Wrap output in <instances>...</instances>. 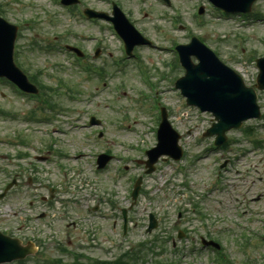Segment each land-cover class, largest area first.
<instances>
[{
	"label": "rangeland",
	"instance_id": "obj_1",
	"mask_svg": "<svg viewBox=\"0 0 264 264\" xmlns=\"http://www.w3.org/2000/svg\"><path fill=\"white\" fill-rule=\"evenodd\" d=\"M117 1L132 21L137 23L141 32L155 43V49H136L135 56L138 57L140 51V55L148 61L147 68L153 71L157 79H160L157 75L159 72L166 71L165 62L173 57L169 53L168 56L165 55L159 48L169 47L174 43H187L192 36H197L203 38L202 40L229 66L242 72L247 84H253L257 71L253 63L246 60H251L250 58L256 55H264L263 22L243 28L242 23L225 21L217 17L214 10L206 8L202 18L205 23L200 26L196 15L193 14L196 2L191 0H171L174 5L172 9L166 8L157 0ZM82 2L83 8L111 12L110 5L103 0ZM0 5L5 10L4 17L8 21L17 25L22 21L29 22L19 29L16 63L29 75L41 71L40 79L47 86L62 92L55 100L62 104L61 108L66 109L63 113L65 118L58 116L52 124L25 123L27 113L40 103L36 99L19 95L9 84L0 85V109L17 115L13 120L11 117L0 116V139L14 140L22 134L32 141L37 147V154L24 152L30 153V159L38 166V181L47 185H43L38 192L32 189L28 192L15 190L0 201V212L3 213L0 215V229L12 231L22 237L36 238L42 243L38 255L29 259L27 264H51L56 259L71 264L74 254L84 255L82 261L85 262L113 261L125 252H135L143 242L148 245L143 254L146 255V262L140 261L139 264H157L158 261L217 264L213 251L203 248L200 244V238L209 234L224 245L223 253L233 264H251V261L264 264L263 238L259 237L257 241L253 239L252 243L256 242V246L240 248L247 234L235 224L236 216L229 220L227 212H223L216 202L201 197L215 182L220 174L219 166L223 162L217 159V155L205 151L210 139H204L202 135L212 124L211 114H203L187 107L184 99L175 92L162 93V89H159L162 104L171 109V123L182 134L180 144L187 151V156L178 164L170 159L161 160L156 171L146 175L145 169L137 160L146 159L144 154L157 143L156 135L152 131L157 126L154 113L159 111L157 92L153 90L151 97L143 95V99L149 98L152 101L154 113L151 112L149 101H142L144 111L141 106V93L150 94L151 90L141 81L136 64L131 63L122 73L116 70L112 58H121L123 53L119 42L107 29L108 25L104 22L90 24L61 8L54 0H0ZM204 5L208 3L205 1ZM177 9L182 13L180 20H177L174 13ZM254 13L264 14V1L255 4ZM172 23H180V30H176ZM239 35L242 40H239ZM98 37H102V42L98 43ZM65 43L79 47L88 55L87 62L109 72L105 85L99 84L98 76L84 73L77 66L70 64L69 60L73 58L64 50L58 49ZM47 44H55L58 50L45 52L39 47ZM240 47L243 53L240 52ZM97 48H101L102 52L95 58ZM122 60L127 63L124 57ZM159 66L163 70L159 71ZM171 77L169 83L174 88L181 75L174 70ZM104 80L103 77L101 81ZM125 83L128 84L124 86ZM61 84L66 91L63 87L57 88V85ZM160 84L165 86V81ZM119 86H124V95L116 92ZM70 89L76 97L68 94ZM260 105L264 112V93ZM91 116L101 119V126L85 127L84 124ZM64 121L66 125H63ZM247 125L256 128L257 139L264 140V121L250 122ZM128 127H132L135 132H131ZM100 129L106 131L107 143L105 140L95 139ZM64 131L67 133L64 134ZM136 131L142 133L140 138ZM51 133L56 139L54 143L49 139ZM241 134L232 132L231 136L238 138ZM50 143L52 146L48 149ZM243 146L251 152L246 160L237 164L242 172L235 178H240L239 197L243 200L246 210L245 215L238 221L247 222L257 215L264 218V148L255 149L247 142ZM133 147H138V151ZM139 147H142L140 152L144 154L139 152ZM105 148L113 153L115 159L107 170L94 173L97 168L96 157L90 155L98 154ZM237 148L238 146L232 145L233 151ZM58 149L66 153L65 158L59 157ZM19 151L0 144L1 159H13ZM41 155L48 156L47 160L42 159ZM35 157L41 161H35ZM122 159L127 161V173L119 172V167H123L125 162ZM4 161L10 162L9 159ZM4 161H1L3 165ZM60 162L67 168L66 176H62L64 172L58 167ZM179 164L188 172L184 177L187 187L182 182V176L173 177ZM24 166H29L28 160ZM130 175L144 178L142 189H145L146 193L140 198L139 205L129 213L131 223L124 236L120 210L131 203ZM256 176L263 180H255ZM84 177V182H89L84 186L85 189H78ZM27 178L28 174L23 179ZM0 181L3 182H0L1 190L7 178L0 174ZM53 188L56 189V203L49 207L41 201L40 195L49 196ZM258 193H263V196L255 203L252 199ZM71 199L73 203L68 202ZM30 201H34V207L30 206ZM112 204L115 207H111ZM88 206L100 208L98 212L88 214ZM44 211L48 213V217L38 219V215ZM66 211L67 216L60 217ZM150 212L159 219V227L148 234L146 229ZM180 213L181 221L178 220ZM199 213L204 217L201 218ZM72 222H77L79 226H70ZM114 223H118L117 228H114ZM23 226L24 228L19 230ZM256 227L264 232V223H256ZM180 231L187 232L183 241H178L177 238ZM174 239L177 241L178 252L171 249ZM156 241L159 244L157 251L161 256L154 257L155 253H151L149 249L155 246ZM69 243L70 247L67 246ZM185 244L195 246V250H188L187 254L182 256L179 253L180 246ZM62 246L68 253L60 252L59 248Z\"/></svg>",
	"mask_w": 264,
	"mask_h": 264
},
{
	"label": "water",
	"instance_id": "obj_2",
	"mask_svg": "<svg viewBox=\"0 0 264 264\" xmlns=\"http://www.w3.org/2000/svg\"><path fill=\"white\" fill-rule=\"evenodd\" d=\"M246 3L250 0H244ZM67 3L74 2L73 0H66ZM15 38V31L12 30L10 33V48L9 53L6 54V57L3 61H0V65L4 66L5 70L8 68V71L4 74H7L11 78L15 80L19 77V72L14 68L12 64V47L13 41ZM206 61H204L202 67L199 70L191 71L188 77L185 79L186 84L184 85V90L189 94L191 102L195 101L196 98L200 95V81L206 77L207 72L205 70H201L203 66H205ZM201 70V71H200ZM224 85L223 87L226 89L225 94L229 98L228 104L229 108L226 111L216 112V115L221 120L225 129H228L232 126H238L240 123L250 117L257 116V109L255 108V97L251 94L250 91L244 90L241 83H239L238 79L234 76H231L226 73L220 74L218 77ZM190 84V85H188ZM195 91V94H192ZM204 96H207L204 95ZM201 103L204 108H214L218 111L217 101L215 99H211L209 103L204 104L201 101L196 100ZM241 106V112L238 115L236 120H233V115L237 112V107ZM177 138L174 139V144H176ZM163 153L172 154L176 158H179L178 155L172 153L171 151H161L158 153L157 157ZM18 257V250L13 244V242L4 239L0 236V263L4 261H10Z\"/></svg>",
	"mask_w": 264,
	"mask_h": 264
}]
</instances>
